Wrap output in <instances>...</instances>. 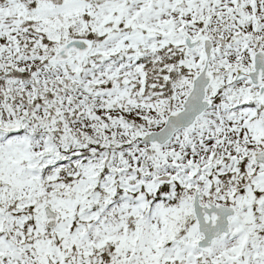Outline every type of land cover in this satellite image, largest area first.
I'll use <instances>...</instances> for the list:
<instances>
[{
    "label": "snow or ice",
    "instance_id": "obj_1",
    "mask_svg": "<svg viewBox=\"0 0 264 264\" xmlns=\"http://www.w3.org/2000/svg\"><path fill=\"white\" fill-rule=\"evenodd\" d=\"M0 264H264V0H0Z\"/></svg>",
    "mask_w": 264,
    "mask_h": 264
}]
</instances>
